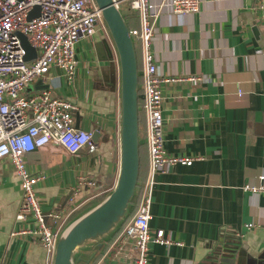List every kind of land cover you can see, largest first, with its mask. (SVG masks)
Wrapping results in <instances>:
<instances>
[{
  "label": "crops",
  "instance_id": "0c3cea01",
  "mask_svg": "<svg viewBox=\"0 0 264 264\" xmlns=\"http://www.w3.org/2000/svg\"><path fill=\"white\" fill-rule=\"evenodd\" d=\"M198 1L195 14H174L170 6H162L154 25L151 50L157 74L194 78L162 84L164 150L170 156L203 159L191 166L174 165L155 176L149 228L152 234L163 230L174 244L150 243L148 264H264V193L244 190L246 184L264 185L258 179L264 176V12L252 11L256 0ZM150 2L160 6L163 0ZM133 17L137 28L135 13ZM100 39L95 34L75 45L77 68L72 80L53 67L45 78L37 79L44 88L35 82L23 91L32 95L48 90L75 104L74 127L98 132L93 153L84 148L69 154L48 145L25 155L27 171L43 176L35 192L44 211L84 204L81 210L107 196L93 197L97 191L91 188L76 194L80 176L106 187L117 181L119 67L117 59L110 63L97 57ZM139 110L140 169L132 215L149 165ZM21 196L13 165L7 158L1 160L0 264H42L46 258L37 236H10L13 230L32 225L30 219H15ZM125 223L100 243L79 249L75 264H97ZM47 224L53 226L50 220ZM247 224L254 226L246 229Z\"/></svg>",
  "mask_w": 264,
  "mask_h": 264
},
{
  "label": "built area",
  "instance_id": "2783aa9c",
  "mask_svg": "<svg viewBox=\"0 0 264 264\" xmlns=\"http://www.w3.org/2000/svg\"><path fill=\"white\" fill-rule=\"evenodd\" d=\"M115 1L117 6L126 3L138 21V27L129 29V35L141 53L138 107L143 112L149 165L137 209L100 254L97 264H114L120 260L125 264H148L150 243L174 244L163 230L152 234L149 228L155 176L174 165L191 166L195 160L203 159L170 156L164 150L162 84L194 78H162L157 74L151 50L154 25L162 6H170L174 14H195L199 10V1L163 0L160 6L151 4L150 0ZM35 8H38V14L29 19ZM252 11L256 14L264 12V0H256ZM98 24L105 38L110 40L95 0H0V161L9 159L19 180L22 196L16 221H32L30 228L13 230L10 236H37L46 254L42 264H53L57 240L65 222L84 204L68 205L67 209L51 210L48 216H42L35 185L43 176L29 173L24 157L48 145L61 147L69 154L84 148L93 153L95 145L90 132L74 127L75 104L55 98L48 90L30 96L21 93L37 79L45 78L53 67L72 80L77 68L75 45L81 39L92 38ZM23 39L33 51L29 60H25L27 52ZM258 179L263 182L264 176ZM82 188L95 189V197L108 195L114 186L106 187L89 176H80L76 194ZM244 190L252 194L264 193V185L246 184ZM48 220L53 226H48ZM253 226L247 224L245 228Z\"/></svg>",
  "mask_w": 264,
  "mask_h": 264
},
{
  "label": "water",
  "instance_id": "95a60500",
  "mask_svg": "<svg viewBox=\"0 0 264 264\" xmlns=\"http://www.w3.org/2000/svg\"><path fill=\"white\" fill-rule=\"evenodd\" d=\"M110 40L100 39L96 44L97 57L113 63L117 59L120 84V161L116 184L97 205L82 213L61 231L54 253L53 264H75L79 249L100 243L112 234L130 213V203L135 195L140 169L138 62L129 28L115 0H95ZM38 14L35 8L29 19ZM29 60L32 49L23 39ZM98 132L92 133L95 143Z\"/></svg>",
  "mask_w": 264,
  "mask_h": 264
},
{
  "label": "trees",
  "instance_id": "16d2710c",
  "mask_svg": "<svg viewBox=\"0 0 264 264\" xmlns=\"http://www.w3.org/2000/svg\"><path fill=\"white\" fill-rule=\"evenodd\" d=\"M119 10H120L121 15H122L123 19L125 20V22H126L128 28H129V29L136 28V27L133 26V22H132V21H133L132 19H133L134 17H133V15H132V13L126 8V5H123V4L119 5ZM132 17H133V18H132ZM137 27H138V26H137ZM134 49H135V53H136V57H137L138 69H140V64H141V53H140V48H139L138 45H134ZM139 111H140V110H139ZM139 123H140V122H139ZM136 188H137V186H136ZM135 196H136V191H135V195H134V197H133V199H132V201H131V203H130V214H129L128 217H130V216L132 215V213H131L132 206H131V205H132V202H133ZM102 199H103V198H102ZM102 199H101V200H102ZM101 200H100V202H101ZM95 205H97V204H94V205H92V204H86V205L84 206V208H82L81 210L79 209L77 212H74V214L71 215V218L69 219V222H70L71 220H73L74 218L78 217L79 215H81L82 213L88 211L90 208L94 207ZM127 219H128V218H127ZM67 223H68V222H67ZM123 223H125V222H123Z\"/></svg>",
  "mask_w": 264,
  "mask_h": 264
},
{
  "label": "rangeland",
  "instance_id": "374dc122",
  "mask_svg": "<svg viewBox=\"0 0 264 264\" xmlns=\"http://www.w3.org/2000/svg\"><path fill=\"white\" fill-rule=\"evenodd\" d=\"M132 15H134V12H132ZM94 31H95V34L100 35L102 39L105 38V35H104V32H103V29H102V27H101L100 24H98V25H96V26L94 27ZM86 40H87V39H83V40L80 41V43H84ZM35 82H37V84L39 85L38 88H44V85L41 84V83H40L39 81H37V80L34 81V82L31 83V84H34ZM31 84H30V85H31ZM21 95H22V96H30V95H27L26 92H22ZM140 135H141V134H140ZM163 138H164V137H163ZM40 209H41V214H42V216H48L49 213H50V211H51V210L44 211V210L42 209L41 206H40ZM128 218H129V217H128ZM115 264H117V263H115Z\"/></svg>",
  "mask_w": 264,
  "mask_h": 264
}]
</instances>
